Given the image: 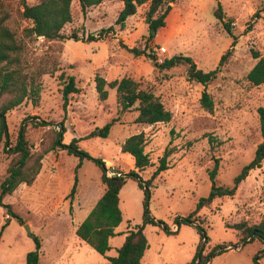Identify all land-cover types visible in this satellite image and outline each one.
<instances>
[{"label": "rangeland", "instance_id": "obj_1", "mask_svg": "<svg viewBox=\"0 0 264 264\" xmlns=\"http://www.w3.org/2000/svg\"><path fill=\"white\" fill-rule=\"evenodd\" d=\"M0 1L9 15L6 24L24 42L26 70L32 71L43 63L51 72L48 59L58 65L53 74L41 76L36 106L26 100L7 113L10 143L15 144L24 122L31 151L39 154L50 147L61 123L65 129L63 144L79 139V148L105 163L107 173L126 174L133 170V161L120 152V147L131 135L143 132L147 139L145 153L154 164L139 173L143 181L150 177L164 150H173L167 159L168 169L158 175L150 188L149 217L158 225H145L149 247L141 264H189L201 241L193 226H177L176 219L193 212L198 200L208 195V173L215 162L217 184L230 187L232 179L253 159L257 146L264 141L257 113L258 108H264V84L252 87L246 80L256 62L251 50L258 51L264 59V0H219L224 13L222 22L214 16L215 0H181L172 5L165 27L152 38L145 23L148 4L138 7L135 15L127 18L124 29H120L116 20L122 3L118 0L104 1L85 15L78 0H73L72 21L63 27L62 36L68 38L76 33L86 38L102 34L100 39L51 42L25 36L23 30L30 24L20 18L18 1ZM35 2L27 1L29 5ZM255 13L259 14L257 18ZM224 24L229 25L230 33ZM160 47L166 53H159ZM132 48L152 54L158 64L182 55L190 57L203 72L219 71L214 80L203 86L187 80V65L159 70L146 56L130 53L128 49ZM228 51L230 55L220 65L221 57ZM61 73L73 77L80 90L70 95L65 110L58 80ZM95 74L107 82L124 77L139 82L142 89L159 98L171 113V120L153 126L134 124L137 112H122L114 89H108L106 101L98 100ZM204 91L213 102L212 112L200 103ZM113 119L116 122L106 138H87ZM39 122L49 126H40ZM12 158L0 150V185L8 176ZM78 164L79 158L65 151L49 152L33 183L21 184L3 198L2 204L10 205L23 225L10 218L3 229L8 216L0 205V264H25L27 253L36 250L34 237L40 242L38 264H107L105 258L116 256L124 233L142 224L144 194L137 182L129 179L119 193L122 221L109 240L110 250L101 256L81 242L76 228L101 197L104 186L101 170L92 160L84 159L76 169ZM75 179L76 191L69 197ZM196 217L202 220L208 238L204 254L215 246H226L209 264H253L252 258L264 245L259 240L240 242V235L233 228L241 221L255 224L264 218V161L261 168L249 173L234 196L214 200ZM24 225L29 227V234ZM259 263L264 264V254Z\"/></svg>", "mask_w": 264, "mask_h": 264}, {"label": "trees", "instance_id": "obj_2", "mask_svg": "<svg viewBox=\"0 0 264 264\" xmlns=\"http://www.w3.org/2000/svg\"><path fill=\"white\" fill-rule=\"evenodd\" d=\"M21 6L19 11L20 18L29 22V27L24 28L25 36L42 38L47 42L63 41L65 39H73L75 41L86 40L92 41L100 39L98 37L84 35L79 36L72 33L68 38L61 34V30L66 24L71 23L72 13L71 4L73 0H35L32 5L27 3L28 0H17ZM104 1L112 0H78L80 11L83 15L93 7L102 4ZM122 3V9L119 12L116 24L120 29H124L127 18L135 15L137 8L148 4V10L145 15V23L150 31L158 32L165 27V19L172 9V5L181 0H118ZM214 11V16L217 20L223 21L224 13L222 11L219 0ZM264 10V7L261 11ZM258 13L254 14V18L258 17ZM9 18L8 12L5 10V5L0 1V150L13 156L9 167L8 176L0 185V205L6 210L8 218L5 219L3 229L9 224V219L17 220L20 225H23L20 217L15 214L10 205L2 204L5 196L11 193L21 184L30 186L39 175L41 170V161L49 152L65 151L68 155H73L79 158L78 169L84 159L92 160L101 170V182L104 186V192L97 200L93 208L90 210L85 219L76 228L75 234L77 238L91 247L96 253L101 256L110 250L109 240L116 235L115 229L122 221L121 210L119 207V193L126 184L127 180L132 179L137 182L139 189L143 191L144 198L142 201L143 215L142 224L135 226L133 229L127 230L124 235V242L117 249L115 257H106L107 264H141L143 256L148 249V241L144 235L145 225H158L149 217L148 202L150 199V188L153 181L161 172L168 169V157L173 153V150L166 148L163 155L158 159L157 166L151 173L150 177L143 181L139 173L145 172L154 164L151 162L149 155L145 153L147 139L143 132L131 135L121 145L120 152L129 155L133 160V170L128 173L116 172L108 177L106 175V164L100 159H93L87 153L82 151L79 146V139L65 145L62 143V136L65 132L64 125L59 124V130L54 134L51 140V145L48 149L43 150L39 154L31 151V146L26 139V125L23 122L18 130L15 144L12 145L9 140L8 127L6 123V115L9 111L19 107L26 100L31 101L33 106H36L40 99L41 91V76L50 73L53 74L57 69L56 61H50V71L42 63L32 70H26L23 62L24 42L10 29L6 24ZM228 33L230 28L228 24H224ZM234 45V43H233ZM135 56H146L159 70H169L175 66L187 65V80L195 82L203 86L216 78L219 69L203 72L197 69L196 64L190 57L182 55L174 56L170 59H164L160 64L155 60L152 54H146L135 48L128 49ZM230 55V51L224 54L220 59V65ZM253 59L256 60L253 67L246 75V80L252 87H259L264 84V59L258 51L251 50ZM53 67V68H52ZM58 68V65H56ZM58 80L62 85V100L63 109H66L70 95L79 93L76 87L74 78L59 74ZM95 91L98 100L104 102L108 98V89H114L117 95V104L122 112L135 109L137 116L134 124L141 126H153L157 124L168 123L171 120V113L167 111L162 102L151 91L142 89L139 82L131 78H122L107 82L100 75L95 74L94 77ZM200 103L208 112L213 110V102L209 95L204 91L201 94ZM260 130L264 133V108H258ZM116 120H111L102 128H96L87 138H106L111 127ZM40 123V122H39ZM40 126H49V123L43 122ZM264 161V141L259 144L254 152L253 159L242 167L240 172L232 179L230 187L220 186L216 182L218 172V162H215L213 168L209 171V180L211 183L209 193L206 197L198 200L196 208L193 212L184 218H177L176 225L181 224L193 226L196 229L201 246L189 264H209L210 261L221 255L226 246H215L211 251L204 254L205 246L208 242L202 220L196 217V214L203 208L208 207L212 202L219 198L232 197L235 195L239 185L248 177L252 170L261 168ZM77 179H75L69 197L75 194ZM239 235V241L242 243L259 240L264 245V218L255 224L241 221L233 228ZM36 244V250L27 253L25 264H38L40 242L38 238H33ZM203 243V245H202ZM264 254V248L254 255L252 258L253 264H260L259 260Z\"/></svg>", "mask_w": 264, "mask_h": 264}, {"label": "built area", "instance_id": "obj_3", "mask_svg": "<svg viewBox=\"0 0 264 264\" xmlns=\"http://www.w3.org/2000/svg\"><path fill=\"white\" fill-rule=\"evenodd\" d=\"M96 37H98V36H96ZM103 37H106V34H104ZM159 49H160V50H159V51H160L159 53H161V54L166 53V49H165V48L160 47ZM159 62L161 63V61H159ZM106 175H107L108 177H110V176H112V175H114V174L106 173Z\"/></svg>", "mask_w": 264, "mask_h": 264}, {"label": "water", "instance_id": "obj_4", "mask_svg": "<svg viewBox=\"0 0 264 264\" xmlns=\"http://www.w3.org/2000/svg\"><path fill=\"white\" fill-rule=\"evenodd\" d=\"M152 35H155V31H152ZM24 229L26 230V232L29 234V227L27 225H24Z\"/></svg>", "mask_w": 264, "mask_h": 264}, {"label": "crops", "instance_id": "obj_5", "mask_svg": "<svg viewBox=\"0 0 264 264\" xmlns=\"http://www.w3.org/2000/svg\"><path fill=\"white\" fill-rule=\"evenodd\" d=\"M104 79H105V78H104ZM105 80H106V79H105ZM106 81H107V80H106ZM120 148H121V147H120ZM132 161H133V160H132ZM121 191H122V189H121ZM121 191H120V192H121Z\"/></svg>", "mask_w": 264, "mask_h": 264}]
</instances>
